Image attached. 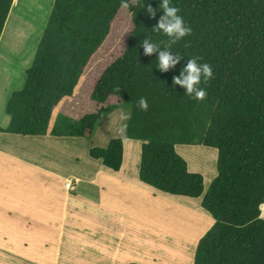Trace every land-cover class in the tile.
I'll list each match as a JSON object with an SVG mask.
<instances>
[{"label": "trees", "instance_id": "trees-1", "mask_svg": "<svg viewBox=\"0 0 264 264\" xmlns=\"http://www.w3.org/2000/svg\"><path fill=\"white\" fill-rule=\"evenodd\" d=\"M14 1L0 0V42ZM124 2L55 0L25 86L6 104L10 124L0 132L91 139L103 117L130 106L124 130L128 139L142 142L141 181L173 196L203 198V208L215 220L198 243L195 264H264V0H172L192 33L172 46L173 54L185 58L168 72L157 67L158 53L145 55L142 44L145 36L161 49L168 44V37L152 30L163 15L160 0H127L133 5L127 8ZM148 5L157 9L155 18ZM123 8L132 13L134 29L125 52L92 90L91 99L102 108L78 121L57 112L74 96ZM190 56L214 71L202 85L203 101L173 86ZM141 97L148 100L147 111L136 107ZM111 98L118 104H107ZM179 145L218 149V174L207 191L204 176L189 170ZM90 155L119 172L124 141L115 138L106 148H91Z\"/></svg>", "mask_w": 264, "mask_h": 264}, {"label": "rangeland", "instance_id": "rangeland-1", "mask_svg": "<svg viewBox=\"0 0 264 264\" xmlns=\"http://www.w3.org/2000/svg\"><path fill=\"white\" fill-rule=\"evenodd\" d=\"M130 1L133 4L137 2ZM54 2L55 0L14 1L0 42V126L7 127L10 124L6 104L14 91L25 86L26 69L33 62ZM133 29V15L123 8L113 23L108 39L87 66L74 96L65 98L56 107L57 112L78 121L86 114L102 108L91 99L92 90L104 70L125 52ZM118 102V98H111L107 104ZM131 110L130 106L124 105L115 108L102 118L91 139L58 135L67 137L60 141L64 144H52L47 149L46 144L35 138L37 136L0 133V140L9 141L15 151L20 149L16 153L20 166L34 164L26 161L30 158L33 147L35 162L37 160L46 165V162L39 160L41 152L47 150L49 159L58 163L62 169L69 172L72 170L75 177H85L80 182L73 178L72 182L66 183V187L70 183L73 185L72 189L68 188L73 191L71 202L67 204L64 201V212L66 211L69 222L64 226L67 219L61 222L58 218L61 224L52 228L51 238L45 237L33 243L27 241L24 232L18 231V236L11 233L9 224L0 225V250L9 249L31 258L14 260L5 257L7 255L0 251V264H195L198 243L215 223L212 215L202 206L203 198L173 196L155 189L151 194L150 190L145 192L135 187H127V193L121 194V184L110 177V170L90 155L91 148H106L111 140L122 138L125 146L124 164L128 168L126 175L140 179L142 142L128 139L124 130L128 119H123V115L131 114ZM53 138L56 139V136ZM177 150L187 161L190 171L204 176L207 191L218 174V149L179 145ZM101 170L103 173H98ZM100 174V182H91L94 175ZM100 183L105 186V192L100 188ZM74 192L90 198L89 201H95L99 207L87 209L84 205L75 206L74 211L69 207L75 205L74 198L79 196L74 195ZM116 195L125 198L127 205L119 208L121 200L118 196L115 199ZM58 199L60 200L59 195ZM141 201L146 205L144 211L141 210L143 215L135 210L140 208ZM137 213L141 217H137ZM34 224L37 226L38 222ZM66 227V237L60 251V245L54 242L56 237L60 239L63 236ZM99 236H103L99 238L101 243L97 240ZM112 241L119 247L116 251L110 248ZM125 247H131L139 253L134 250L129 252ZM143 253L148 255L146 258L149 261L143 260L145 257L140 255Z\"/></svg>", "mask_w": 264, "mask_h": 264}, {"label": "crops", "instance_id": "crops-1", "mask_svg": "<svg viewBox=\"0 0 264 264\" xmlns=\"http://www.w3.org/2000/svg\"><path fill=\"white\" fill-rule=\"evenodd\" d=\"M53 137L55 136H50V134H48L37 135V137L35 138L38 139L40 142L46 144V149L52 144H64V142L60 141L67 139V137L56 136V139H54ZM9 144V141L5 139L0 140V225L9 224L8 226L11 227L12 230L11 233L18 236V231L24 232V236L26 237L27 241L33 243L36 240H43V238L45 237L51 238L53 227H58L57 224H61L60 221L62 222L65 219H67V222L64 223V226L65 224L67 225V223L69 222V218H67L68 215L66 211L64 212V201H66L67 204L71 202V199L73 198V191H71L72 188L68 189V187H66V183L72 182L73 178H75L76 182H80L81 180H84L85 177L83 175V177L81 175L75 177L74 173H72V170L69 172L67 169H62V167L58 165V163H54L49 159L47 150L41 152L42 156L41 160H39L46 162V165L44 163H39L37 160L35 162L33 147H31L32 150H30L31 156L26 161L27 163L32 162L34 164L20 166L18 162L19 160L17 158L18 155L16 154L17 151L20 152V149L15 151ZM102 171L103 170L98 171V173L100 172L102 174ZM126 171H128V168L126 164H124L119 172H115L113 170H110L109 172L110 177L121 184L119 188L123 189L121 194L123 192L127 193V187H135L140 190H144L145 192H147L146 190H150L151 194H153V189L155 188L142 182L141 179H136L127 176L126 174L128 172ZM101 174L94 175L91 179V182H100ZM100 188L103 192H105V186L101 183ZM75 194L79 195L74 198V200L76 201L75 205H69V207L73 208L74 211L76 210L75 206L84 205L87 209H93L98 206L96 205L97 203L95 201L90 202V198L87 199L84 196H81V193L74 192V195ZM58 195L60 200L58 199ZM117 196L118 195H116L114 198L116 199ZM100 197L101 194L98 198L99 202ZM118 199L121 200V202L118 204L119 208L127 205V200H125V198L118 196ZM69 207L67 208V210L69 209ZM139 207L140 208H135V210H138L140 212L139 214L143 215L144 213H142L141 210L144 211V207H146V205L143 204V201L139 203ZM98 213L100 212L98 211ZM139 214L136 216L141 217ZM262 217H264V210L262 212ZM58 218L60 219V221H58ZM37 222L39 226H36L34 224ZM66 231L67 227L64 228L63 236H61L60 239L58 237L55 238L54 243L60 245V251L62 250V246L66 237ZM100 237L103 236H99L97 238L99 243L102 242L99 241ZM110 243L111 249L115 251L116 249H119L115 242L112 241ZM126 250L130 252L134 249H131V247H129ZM0 251L2 254L7 255L5 257H9L14 260H31V258H26L24 257V255H20L19 253H16L9 249H7L6 251ZM134 251L139 253V251ZM140 255L145 257L143 260L149 261V259L146 258L148 255L144 253Z\"/></svg>", "mask_w": 264, "mask_h": 264}, {"label": "clouds", "instance_id": "clouds-1", "mask_svg": "<svg viewBox=\"0 0 264 264\" xmlns=\"http://www.w3.org/2000/svg\"><path fill=\"white\" fill-rule=\"evenodd\" d=\"M122 6L127 8L133 5H130L129 2L125 0ZM159 8L163 10V15L152 30L153 32L163 33L168 37V44L165 48L161 49L160 45L154 43L150 36H145L142 40V44L145 55L150 56L154 53H158L156 58L158 61L157 67L161 72H168L176 68L178 64H181L185 58V56L181 55L178 51L176 54H173L172 46L190 36L192 28L179 14V8L173 6L172 0H160ZM147 12L150 17L155 18L157 9L148 5ZM213 78L214 71L209 63H201L199 58L191 57V59L182 66L179 75L173 77V86H182L185 89L184 93L188 97L196 101H203L207 96V89L206 87H202V85H207ZM136 107L142 111H147L149 109L148 100L141 97L137 101ZM130 116V113H125L123 119L127 120ZM72 186V183H70L68 188Z\"/></svg>", "mask_w": 264, "mask_h": 264}]
</instances>
